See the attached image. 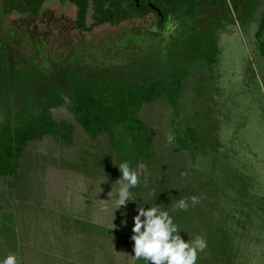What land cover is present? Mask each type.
I'll use <instances>...</instances> for the list:
<instances>
[{
	"label": "rangeland",
	"instance_id": "rangeland-1",
	"mask_svg": "<svg viewBox=\"0 0 264 264\" xmlns=\"http://www.w3.org/2000/svg\"><path fill=\"white\" fill-rule=\"evenodd\" d=\"M1 12L0 0V47L10 67L22 77L35 72L26 86L15 84L14 106L32 100L30 92L47 99L57 87L63 99L53 116L72 126V139L31 141L17 175L0 176V261L19 253L20 264H145L133 258V217L137 206L156 203L185 241L206 238L197 264H264V55L256 37L264 0L202 8L152 55L105 45L94 30L85 35L92 43L82 44L86 54L76 56L73 30ZM37 30L49 45L34 43ZM213 41L218 50L210 58ZM73 75L123 82L148 76L168 85L175 75L182 79L176 103L162 95L142 105L139 143L121 128L116 140L83 129L69 108ZM7 102L1 94L0 119ZM169 134L174 140L166 143ZM124 161L140 166V184L131 189L136 202L115 211ZM193 195L200 203L172 210Z\"/></svg>",
	"mask_w": 264,
	"mask_h": 264
},
{
	"label": "trees",
	"instance_id": "trees-1",
	"mask_svg": "<svg viewBox=\"0 0 264 264\" xmlns=\"http://www.w3.org/2000/svg\"><path fill=\"white\" fill-rule=\"evenodd\" d=\"M1 1V15L27 11L33 6L32 0ZM221 1L200 0V5L216 6ZM256 37L260 52L264 55V13ZM209 50L212 51H208L212 58L218 50L216 42L211 43ZM15 72L17 71L10 67L7 49L0 47V95L5 93L8 99L4 116L0 119V176L5 177L17 175L23 153L31 141L40 140L46 135L72 139V126L53 116L52 108L61 104L63 99L57 87L51 89L47 99L30 92V95H34L32 100L26 98L22 104L14 106L12 97L15 84L18 81L26 86L35 74L33 72L22 77ZM147 77H143L145 82L142 79L123 82L105 77L70 76L72 90L69 93V108L93 138L109 134L110 139L116 140L117 129L121 128L130 134L134 133L135 137L132 138L143 143L145 133L135 132L136 129L145 127L140 116L142 105L162 95L176 103L179 81L182 79L175 75L168 85L159 78Z\"/></svg>",
	"mask_w": 264,
	"mask_h": 264
},
{
	"label": "flooded vegetation",
	"instance_id": "flooded-vegetation-1",
	"mask_svg": "<svg viewBox=\"0 0 264 264\" xmlns=\"http://www.w3.org/2000/svg\"><path fill=\"white\" fill-rule=\"evenodd\" d=\"M32 2L33 6L27 11L11 12L2 16L16 13L20 16L19 19L32 20L35 25H45L46 29L73 30L78 41L75 43L78 44L71 52L76 56L86 54L82 44H85L83 47L92 44L85 35L92 36L94 30H99L97 36L105 45L135 46L145 51L147 55H152L157 52L155 49L158 50V44L172 43L174 35L185 27L187 21L195 18L202 8L214 7H201L200 0H32ZM170 21L174 23V30L165 37L163 33ZM39 32L35 31L34 43L45 40L49 45L48 35ZM68 42L72 43V40Z\"/></svg>",
	"mask_w": 264,
	"mask_h": 264
},
{
	"label": "clouds",
	"instance_id": "clouds-1",
	"mask_svg": "<svg viewBox=\"0 0 264 264\" xmlns=\"http://www.w3.org/2000/svg\"><path fill=\"white\" fill-rule=\"evenodd\" d=\"M173 30L174 23L170 21L166 24L163 35L167 37ZM173 140L174 137L170 134L166 137V143H171ZM118 168L121 173L119 180H122L123 184L118 188L117 199L114 202L115 211L122 206L126 207L129 202H136L131 189L140 184L139 165L133 168L129 162L124 161L118 164ZM189 201L191 206H195L200 203V197L193 195L179 199L172 210L187 211L190 206ZM136 211L138 214L133 217L134 226L131 236V240L134 241L135 260L143 259L145 264H197L199 253L207 248L206 238L197 235L194 239L185 241L180 235L179 225L174 223L169 211L159 204L154 203L147 209L137 206ZM0 264H20L19 253H9Z\"/></svg>",
	"mask_w": 264,
	"mask_h": 264
}]
</instances>
